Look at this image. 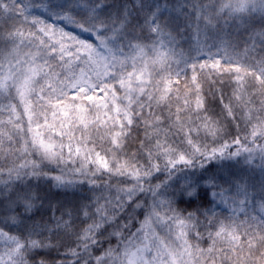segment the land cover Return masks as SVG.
Here are the masks:
<instances>
[{
    "label": "snow or ice",
    "instance_id": "1",
    "mask_svg": "<svg viewBox=\"0 0 264 264\" xmlns=\"http://www.w3.org/2000/svg\"><path fill=\"white\" fill-rule=\"evenodd\" d=\"M0 17V264H264V0Z\"/></svg>",
    "mask_w": 264,
    "mask_h": 264
},
{
    "label": "rangeland",
    "instance_id": "2",
    "mask_svg": "<svg viewBox=\"0 0 264 264\" xmlns=\"http://www.w3.org/2000/svg\"><path fill=\"white\" fill-rule=\"evenodd\" d=\"M222 38L229 40L231 43L235 44L237 42V37L235 36V34L233 33L232 36H224L223 34H221ZM202 40L204 39L203 36L200 37ZM245 38H246V34H245ZM215 40V36L212 33H209V37L207 42L209 44L213 43ZM177 45L175 46V51L177 53V55L180 54H184L187 55L188 51L190 49V47L194 46V37L192 36V34L190 32L185 33L183 36L181 37H177ZM244 48L243 43L241 42L239 44V48L236 49L239 52H242ZM213 51H215V48L213 49ZM231 51V49H230ZM194 54V53H193ZM5 246L3 244V242H0V252H2L4 250Z\"/></svg>",
    "mask_w": 264,
    "mask_h": 264
},
{
    "label": "trees",
    "instance_id": "3",
    "mask_svg": "<svg viewBox=\"0 0 264 264\" xmlns=\"http://www.w3.org/2000/svg\"><path fill=\"white\" fill-rule=\"evenodd\" d=\"M12 21L6 20L4 17H0V30H3L6 34L7 27L10 25ZM2 46V44H0Z\"/></svg>",
    "mask_w": 264,
    "mask_h": 264
}]
</instances>
